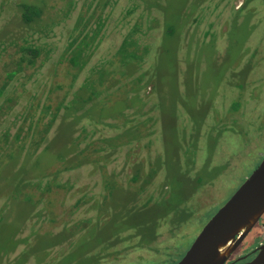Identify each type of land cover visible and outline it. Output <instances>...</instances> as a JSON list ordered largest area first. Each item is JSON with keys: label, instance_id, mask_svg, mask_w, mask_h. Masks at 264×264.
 I'll return each mask as SVG.
<instances>
[{"label": "rangeland", "instance_id": "obj_1", "mask_svg": "<svg viewBox=\"0 0 264 264\" xmlns=\"http://www.w3.org/2000/svg\"><path fill=\"white\" fill-rule=\"evenodd\" d=\"M156 1L0 0V238L16 244L0 264H176L263 160L264 0H178L176 40L175 2Z\"/></svg>", "mask_w": 264, "mask_h": 264}, {"label": "water", "instance_id": "obj_2", "mask_svg": "<svg viewBox=\"0 0 264 264\" xmlns=\"http://www.w3.org/2000/svg\"><path fill=\"white\" fill-rule=\"evenodd\" d=\"M264 213V158L237 191L206 223L176 264L225 262ZM246 264H264V244Z\"/></svg>", "mask_w": 264, "mask_h": 264}, {"label": "trees", "instance_id": "obj_3", "mask_svg": "<svg viewBox=\"0 0 264 264\" xmlns=\"http://www.w3.org/2000/svg\"><path fill=\"white\" fill-rule=\"evenodd\" d=\"M172 1L175 2L173 10L175 11V7H176L177 12L179 14L180 27L174 33L175 28L170 24V26L168 27L166 33L168 35L174 34L172 36V39L176 40V34L178 32H180V33L182 32V30H183L182 28H183L184 23H185L186 20L183 22L184 19H183L182 16H180L182 14L179 13V11L182 8V3L178 2V0H172ZM160 2H161L160 0L156 1L155 4L149 5V6L161 7V8L165 7L164 3L166 2V0H164V2L162 0V4L163 5H161ZM246 4H247V2H246ZM246 4H245V6H246ZM242 9L244 10V7H241L240 9H238V12H241ZM225 11H227V10H225ZM40 15H41V9H39L37 6L31 5V4H23L22 5V18H23V22H25L26 24H30V23L34 22ZM164 17H165V14H164ZM171 21H172V19L170 21H167V23H170ZM210 23H211V21H210ZM149 27H150V25L147 26V28H149ZM163 29H164V27H163ZM209 29H208V31H209ZM250 30H251V28H250ZM208 31L206 33H208ZM134 47L139 49L141 46H140V43L137 40H135L132 37V35L130 34L127 38H125L124 42L122 43V45L117 50V55H120L122 57L124 65H125L123 73L124 74L126 73L129 76L130 75L134 76L135 74L139 73V72L135 71L136 69H135L134 61L137 60L138 65H140L142 60H143V56L142 55H137V53H135V51L132 50V48H134ZM23 50H24V53L22 55V58L23 59L27 58L30 63H34L35 59L37 58V56L39 54V48L35 47V46H26V47L23 48ZM84 54L85 53H84V51L82 49H78L76 52L72 53L71 56L69 57V62L71 63V65L73 67H78L79 66V69L81 70L83 68V66H84V64H82V62H81ZM129 63H131V69L130 70L128 69L129 66H127V65H129ZM99 70H100L99 71V76L101 75L99 77V81H98L99 85H96L94 81L89 82L88 80H86L84 82V84H83V93L78 96L79 100H81L83 103H87L88 101L90 102L92 100V96L98 95L99 91L94 89V87L97 88V89H100L101 88L100 86L103 85L102 76L106 75V74L104 73V70L102 71V68L99 69ZM155 71H157V72H155L156 76L160 75L162 73L161 69L159 68L158 62L156 64ZM141 74H143V73H141ZM93 83H94V85H93ZM89 88H90V90H87ZM2 93H3V90L0 88V97H1ZM136 100H137V97H135L134 102H136ZM68 109H70V108L68 107ZM117 110H118V108H116V109L112 108L111 109L112 113H109V117H111L113 115V113L116 112ZM53 119L54 118L51 119V121H50L51 123L53 122ZM48 147L52 148V145L49 144ZM60 151L56 155L61 157V158H65L64 159L63 170H68L69 171V170L81 167L83 165L82 162H79V160L77 159L76 156L72 155V156L67 157V154H65L63 152H60ZM70 157L75 158V161L70 163L69 162ZM122 219H124V218H121V220ZM127 220L128 219H126V221ZM151 228H152V231H153L154 226H152ZM6 230L9 233V235L5 232V234H3L1 236V237H3V236L4 237H3V240L0 238V240H1L0 247L3 249L4 252H9V251L13 250V248L15 247L16 244H12L14 241L12 240V238H10L11 231H9L8 227H6ZM148 238L150 240L151 236L147 237L145 239V241L148 240ZM25 240H27V239H24V241ZM145 241H143L142 238H141V240L139 238V241H137L136 245H144L145 243L142 244V242H145ZM23 260H24V256L22 257L20 262H23ZM94 263H96V261Z\"/></svg>", "mask_w": 264, "mask_h": 264}, {"label": "flooded vegetation", "instance_id": "obj_4", "mask_svg": "<svg viewBox=\"0 0 264 264\" xmlns=\"http://www.w3.org/2000/svg\"><path fill=\"white\" fill-rule=\"evenodd\" d=\"M263 215L264 213L261 215V217L256 222V224L251 228V230L238 243V245L235 247L229 258L225 262L226 264H246L248 262H251L256 257L261 245L264 244V221H262ZM258 225L261 226V233L259 234L261 236L258 238L256 244L252 245L251 241L249 240L250 234L253 232L254 228H256V226ZM139 238L141 240L140 236ZM144 243L145 242H142V244ZM140 246L142 245H137V248H142Z\"/></svg>", "mask_w": 264, "mask_h": 264}]
</instances>
